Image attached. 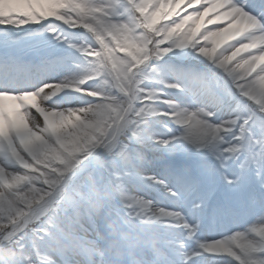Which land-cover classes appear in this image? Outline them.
<instances>
[{
	"label": "snow or ice",
	"instance_id": "obj_1",
	"mask_svg": "<svg viewBox=\"0 0 264 264\" xmlns=\"http://www.w3.org/2000/svg\"><path fill=\"white\" fill-rule=\"evenodd\" d=\"M42 22L27 70L63 76L12 87L0 57V264H264V0H0L3 30ZM174 48L210 70L169 80Z\"/></svg>",
	"mask_w": 264,
	"mask_h": 264
},
{
	"label": "rangeland",
	"instance_id": "obj_2",
	"mask_svg": "<svg viewBox=\"0 0 264 264\" xmlns=\"http://www.w3.org/2000/svg\"><path fill=\"white\" fill-rule=\"evenodd\" d=\"M44 29L45 25L43 22L40 25H34L30 27L25 26L23 30L14 29L13 32L3 30L2 26H0V54L11 53L17 55L19 58H26L32 61L36 60L37 63H39V56L33 57L27 55L28 53L33 52L31 50L47 51L48 48L55 49L57 47L56 41L52 38V34L47 33ZM83 32V29L79 30V33H77L75 29L68 30L69 34L75 33L76 35L83 34ZM9 33H11L12 35L10 36ZM73 38L75 39V36H73ZM69 51L75 52V50ZM76 55L78 56L79 54L76 53ZM178 60H182L183 62H178ZM159 63L163 65L165 74L169 80L174 79L172 70H177V66H189L200 71L210 70V65H208L202 57L197 56L191 48H174L173 51L163 57ZM64 74L65 73L63 71H48L37 73L28 72L25 79L27 87H32L44 81V79H35L33 77L34 75H38V78H44L46 75H49V80H58ZM145 83L161 89L159 95L163 99L166 100L175 97L182 104V106L190 109L196 108L197 106H201L208 102L198 99L197 96L194 95L195 92H193L192 90H189L186 95L181 96L176 89L169 88L164 83H160V77H157L154 80L145 81ZM79 95L80 93L66 89L63 92L59 93L56 97H53V100L58 101L65 106H70ZM49 102L51 103L52 101ZM156 103L164 111L168 110V106L164 104L162 100H157ZM217 116H219L221 119L227 118L226 115H224L222 112H218ZM212 119L213 121H215V117H213ZM165 125H167V127H165ZM179 127L180 126L174 124L171 118H169L168 116L158 114L156 117H153L152 131L156 134L164 135L168 133V128L177 129Z\"/></svg>",
	"mask_w": 264,
	"mask_h": 264
},
{
	"label": "bare ground",
	"instance_id": "obj_3",
	"mask_svg": "<svg viewBox=\"0 0 264 264\" xmlns=\"http://www.w3.org/2000/svg\"><path fill=\"white\" fill-rule=\"evenodd\" d=\"M58 23V22H57ZM9 32H13L14 31V28H11L10 26H9V28L7 29ZM31 51H36V50H31ZM5 54H0V57H2V56H4ZM21 61H22V63L20 64V65H18L17 67H16V69H13V71H14V73H15V75H18V76H20V77H24V76H26V74L28 73V71H27V66L28 65H26V61L24 60V59H20ZM27 63H31V62H27ZM24 69V70H23ZM179 69H181V67L179 68ZM178 70V69H177ZM34 78H36L37 77V75H34L33 76ZM48 77H50L49 75H46L45 77H44V81L45 80H49V78ZM0 84H2V81H0ZM9 84H10V86H12V87H20V86H16L14 83H11L10 81H9ZM199 88V86L197 85V84H193L192 86H191V89H193V90H195V91H197V92H195V95L197 96V97H200L202 100H204V101H208L207 103H210V100L207 98V96L203 93V91L202 90H200V89H198ZM198 89V90H197ZM172 98H175V97H172ZM50 103V102H49ZM79 103V101H78V99L76 98L75 100H74V102H72V105H70V106H75V105H77ZM218 113V112H217Z\"/></svg>",
	"mask_w": 264,
	"mask_h": 264
}]
</instances>
